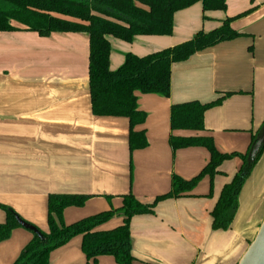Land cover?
<instances>
[{"label":"crops","instance_id":"obj_1","mask_svg":"<svg viewBox=\"0 0 264 264\" xmlns=\"http://www.w3.org/2000/svg\"><path fill=\"white\" fill-rule=\"evenodd\" d=\"M231 19L239 37L173 64L170 95L138 96L147 146L129 149V121L92 114L88 83L89 41L85 33L41 37L19 28L0 32V205L47 233L50 195L89 196L67 208L63 223L122 206L132 195L150 204L171 189L172 177L194 178L208 163L203 148L173 150L170 138L211 137L223 154H247L264 123V0H225L224 11L203 12L198 3L174 15L171 36H138L131 43L109 37L110 69L126 54L144 57L209 33ZM203 131L172 130V106L207 104ZM241 161L219 167L190 196L159 202L153 214L130 222L132 264H237L264 219V150L244 182L227 230H213L211 211ZM211 191V192H210ZM6 214L0 208V224ZM115 215L99 230L121 226ZM33 234L21 227L0 243V264H13ZM49 264H117L104 256L87 261L81 237L50 254Z\"/></svg>","mask_w":264,"mask_h":264},{"label":"trees","instance_id":"obj_2","mask_svg":"<svg viewBox=\"0 0 264 264\" xmlns=\"http://www.w3.org/2000/svg\"><path fill=\"white\" fill-rule=\"evenodd\" d=\"M198 3L203 12L225 10V0H0V32L15 31L19 29L14 26L17 24L41 37H48L52 33L87 34L92 114L96 117L128 119L129 149L133 152L147 146L145 132L136 131L146 119L144 112L138 110V96L157 95L168 98L173 64L186 61L193 54L219 43L233 40L239 34L230 27L232 20L228 19L220 28L209 33L198 32L191 40L173 48L144 57L126 54L123 64L116 70L110 69L108 38L131 43L138 36H171L174 15ZM228 96L230 94H224L222 98L207 104L191 102L172 106L171 129L203 131L204 113L219 106L222 99ZM254 139L255 136L250 147ZM170 146L173 150L203 148L209 154L208 163L190 180L172 177L170 191L156 197L150 204H143L130 194L123 196L119 209L102 212L70 225L63 223V212L67 208L82 207L89 196L50 195L47 203L48 232L44 233L37 228L43 241L33 235L13 264H49L50 254L75 237H81V250L88 262H96L98 258L108 256L117 264H132V218L153 214L161 201L190 196L204 178L212 183L215 176L222 175L218 169L223 162L239 158L241 166L231 181L223 186L210 213L212 229L227 230L237 210L238 194L261 157L264 145L252 164L246 162L247 154L220 153L211 137H173L170 138ZM0 208L6 214V221L0 224L1 243L20 226L15 221L18 215L12 209L2 205ZM115 215L122 216L121 226L107 231L99 230Z\"/></svg>","mask_w":264,"mask_h":264},{"label":"water","instance_id":"obj_3","mask_svg":"<svg viewBox=\"0 0 264 264\" xmlns=\"http://www.w3.org/2000/svg\"><path fill=\"white\" fill-rule=\"evenodd\" d=\"M264 145V124L257 132L254 142L252 143L247 153L246 162L252 164L260 153ZM16 223L23 229L31 232L37 236L39 240L43 241V236L40 231L33 225L23 221L20 217L15 216ZM237 264H264V219L260 224L258 231L247 247L245 253L240 258Z\"/></svg>","mask_w":264,"mask_h":264}]
</instances>
